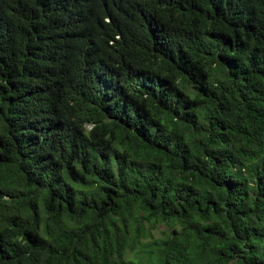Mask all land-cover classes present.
Listing matches in <instances>:
<instances>
[{"label":"trees","instance_id":"1","mask_svg":"<svg viewBox=\"0 0 264 264\" xmlns=\"http://www.w3.org/2000/svg\"><path fill=\"white\" fill-rule=\"evenodd\" d=\"M0 264H264V0H0Z\"/></svg>","mask_w":264,"mask_h":264}]
</instances>
